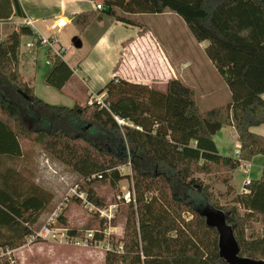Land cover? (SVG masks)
<instances>
[{
	"label": "trees",
	"instance_id": "16d2710c",
	"mask_svg": "<svg viewBox=\"0 0 264 264\" xmlns=\"http://www.w3.org/2000/svg\"><path fill=\"white\" fill-rule=\"evenodd\" d=\"M102 5L108 11L73 16L79 33L101 16L134 26L131 15H177L196 42H208L205 55L229 90L230 102L202 111L194 91L177 79L159 90L114 77L97 93L102 104L92 100L83 106L50 105L34 95L19 72L21 39L36 37L20 25L0 39V157L21 155L14 125L34 133L50 156L83 179L82 190H76L94 206L103 205V200L93 187L107 182L115 188L124 176L119 167L130 169L122 252L106 251L104 264H224L217 233L200 214L204 208L226 213L239 256L264 261V137L250 131L264 124V0H103ZM13 17L24 18L18 0H0V22ZM47 59L44 83L59 91L73 70L62 59L52 60L48 54ZM226 126L237 134L234 158L219 155L212 140ZM256 156L263 157L261 176L249 181L246 192L235 194L229 179L221 180L233 194L230 205L220 206L209 187L195 178L232 173ZM3 184L8 192L0 187V229L13 235L0 242V253L31 239L38 230L29 225L46 204L38 193L14 199L9 193L17 195L15 187L5 176ZM254 218L262 225L261 233L246 236ZM58 220L64 221L62 216ZM103 229L104 221L98 219L93 240H103ZM68 234L82 237L77 230Z\"/></svg>",
	"mask_w": 264,
	"mask_h": 264
},
{
	"label": "rangeland",
	"instance_id": "374dc122",
	"mask_svg": "<svg viewBox=\"0 0 264 264\" xmlns=\"http://www.w3.org/2000/svg\"><path fill=\"white\" fill-rule=\"evenodd\" d=\"M17 22L19 23L20 19L16 17H13L9 21L0 22L1 40L20 26ZM139 22L142 28H149L162 44L169 48L171 52L173 51L177 57H181L183 52L195 48L196 42L188 28L177 15L171 12L142 14ZM131 27H133L130 28L132 33L137 30L136 26ZM67 31L61 38V41L65 43L69 42L71 38ZM71 41L74 42L73 39ZM24 48L25 39H22L20 50L23 51L25 50ZM91 48L93 47L85 46L84 50L79 52V55L81 53L83 55L86 50H91ZM74 58L72 55H68L64 59H67L73 64L76 60ZM46 60L45 47H39L36 50V54L30 55V58H27L25 62L22 61L21 67L19 65V71L24 80L28 81L31 78L30 86L33 87L34 95L39 99L51 105L72 107L76 103L74 99L68 96L70 94L69 87H66L64 91V85L61 90L57 91L44 83L45 76L50 68L45 63ZM26 68H30L28 75L25 73V70H28ZM201 80L200 83L196 82L193 84L195 88L197 87L195 89L196 100L201 110H209L229 101V90L207 58ZM74 82L78 83L79 81L74 79ZM106 83L107 81L105 83L98 82L95 85L97 87L86 83V88H92L93 92H95L96 88L100 90ZM152 85L157 89H162L164 86L156 82H152ZM96 95V93H92V99ZM202 95L207 97L204 102L203 100H199ZM83 98L84 94L80 100L85 101ZM85 104L87 102H79L77 105L83 106ZM13 130L18 135L21 155L19 157H0V187L8 192L3 184V177L5 176L7 183L15 187L17 195L9 193L14 199L21 200L34 193L42 195L46 201L45 207L38 214L35 222L29 226L32 230H39L45 224L52 223L51 226L55 230V237H48L45 240L37 242L27 239L18 248L1 252L0 264H104L103 256L105 255V250L101 247L94 245H88L86 247L75 246L70 243V240L66 242V238L64 239V234H67V236L65 235L67 240L70 239L68 231L71 230H77L83 237L86 231H95L98 229V219H101L99 214L92 210L90 206L79 201L74 195V191L81 193L76 190V187L78 186L82 190L81 184L83 179L62 162L50 156L43 149L42 145L37 142L34 133L21 130L17 125L13 126ZM217 142L220 144L222 150L220 155L232 158L236 140L229 135L228 137L224 136L220 143L218 138ZM256 161L254 162L255 164H257ZM254 169L257 168L254 167ZM119 172L124 176L116 184L115 188L107 182L93 187V192L103 200V205L94 206L90 203L95 208L103 209L112 215L110 225L115 232L112 239L113 243H116V240L117 243H120L119 241L123 237L125 227L124 212L128 204L126 199L127 197L130 199V192L132 191L130 169L122 166L119 167ZM240 172L241 176L237 174L234 176L233 181L232 173L220 171L209 175L196 174L195 178L199 179L204 185H207L213 197L219 202V205L224 207L231 204L233 194L227 193L226 186L221 182L223 178L229 179L228 185L232 187L235 194H241L239 192V184H242V188L245 177L249 176L248 178L254 180L256 176L255 173H249L247 175V172ZM73 198L74 200H72ZM240 213H243V211L240 210ZM60 216L64 220L63 223H57L59 222L58 219ZM25 217L28 216L25 215ZM31 217L33 216L28 218L31 219ZM184 217L189 219L190 215L185 214ZM50 218H53V220ZM258 223L254 224L253 220L250 222L249 227L245 231L246 236L252 235L254 237L261 233L262 225L260 221ZM11 235H13V232L0 229V242Z\"/></svg>",
	"mask_w": 264,
	"mask_h": 264
},
{
	"label": "crops",
	"instance_id": "0c3cea01",
	"mask_svg": "<svg viewBox=\"0 0 264 264\" xmlns=\"http://www.w3.org/2000/svg\"><path fill=\"white\" fill-rule=\"evenodd\" d=\"M102 1L103 0H18L24 17H31L35 20L34 26L36 36H51L54 34V32L50 30V26L53 22L57 18H65L67 20V25L55 32V36L57 39V46L63 49L62 60L73 70L72 76L64 86V91L66 87L70 88V94L68 96L74 99L76 104L79 102H87L89 99H92V93H98L99 88H96V91L94 90L95 92H93L92 88H86V83L97 87L95 85H97L98 82L105 83V81L108 82L110 79L117 77L133 83L153 86L152 82H156L164 85L163 88L159 90H163L170 79H177L193 90L195 98H197L195 92L197 87L195 88L193 84L202 81L201 75L207 58L204 49L207 47L208 42L204 41L198 43L195 41V48H191L189 51L183 52L181 57H177L173 51L171 52L169 48L162 44L149 28H142V25H139V19L142 17V14L129 16L132 20L137 22L136 25H134L137 27V30L133 33L130 30V28L133 27L130 25L116 22L107 16H101L100 19L91 22L84 32L79 33L72 24L73 16L96 12V3H102ZM21 21L22 18L20 22L17 23L20 24ZM66 30H68L67 32L71 37L67 43L61 41ZM22 39H25V44L33 40V38L29 37H23ZM72 39L74 42L71 41ZM85 46H91L93 48L88 51L86 50L83 55L82 53L79 55V52L84 50ZM39 47L45 46L35 45V47L31 48L25 46V50L23 51L19 48L20 67L22 61L25 62L27 58H30V55L36 54V50ZM45 49L47 55V47H45ZM68 55L75 57L74 59L76 60L73 64L67 59H64L67 58ZM45 63L50 67L47 60ZM25 73L28 75L30 73V68L27 71L25 70ZM74 79L79 82H74ZM30 80L31 78H29L28 81H24L30 84ZM81 90L84 94L83 100L85 101L80 100L83 96ZM206 98L205 95H202L199 100H203L204 102ZM261 98L264 100V94L261 95ZM229 102L230 98L228 102L220 106H224ZM196 103L199 106L197 100ZM250 131L264 137V124L250 128ZM229 135L236 140L235 150L232 154V158H234L237 155L239 143L237 134L232 126L221 128V130L213 136L212 140L220 155L222 150L217 139L219 138L220 143L224 136L228 137ZM255 160H257V164L254 163ZM262 166L263 157L261 156L254 157L250 162H243L237 170L232 172V181L237 174L241 176L240 171L247 172V175H249V173H255L256 176L254 180H257L261 176ZM254 167L257 169H254ZM248 177L249 176L245 177V179L251 180ZM241 185L242 184H239V192L243 193L244 187L242 186L241 188ZM253 222L254 224H259L256 219H253Z\"/></svg>",
	"mask_w": 264,
	"mask_h": 264
},
{
	"label": "built area",
	"instance_id": "2783aa9c",
	"mask_svg": "<svg viewBox=\"0 0 264 264\" xmlns=\"http://www.w3.org/2000/svg\"><path fill=\"white\" fill-rule=\"evenodd\" d=\"M104 7L101 2L96 3L95 5V10H103ZM67 20L65 18H57L53 24L50 26V30L54 32L49 37H43V36H36L32 37L33 40H31L29 43H26L25 46L27 48L35 47L36 42H38L39 45L47 47L48 51V56L50 59L55 60V59H62L63 57V49L61 47L57 46V39L55 36V32L61 30L67 25ZM20 25H25L29 27L34 34L35 33V20L32 19L31 17H24L22 18V21ZM47 62L49 60L47 59ZM92 100H95L97 103L102 104V95H96L95 98L89 99L87 101V104H90ZM118 124H122L123 122L117 118H115ZM238 152V151H237ZM249 179H245L243 182V187L244 190L243 192H246L245 187L249 184ZM74 195L79 199V201L83 202L84 204L88 205L91 207L92 210H94L97 214H99V217L103 219L104 221V229L101 231L103 235V240L102 241H95L93 240L94 236V231L88 230L86 233L83 235V237H71L69 236L70 239L67 240V234H64V239L66 238V242L70 240V243L74 244L75 246H88V245H94L96 247H101L103 250L106 251H115L117 253L122 252V245L120 243H117L116 240V245H112V239L115 234L114 229L111 228L110 222L112 220V215L109 214L108 212H105L103 209H97L94 206H92L90 203H88L85 199V195L81 193H77L74 191ZM127 202H129V198L127 197ZM53 220V218H50ZM56 219V218H55ZM55 221V220H54ZM50 222V221H49ZM52 223H47L44 226H42L38 231L34 232L33 236L31 237V240L33 241L36 238H39L41 240H45L48 237H55V230L51 226ZM100 232V231H99ZM66 235V236H65Z\"/></svg>",
	"mask_w": 264,
	"mask_h": 264
},
{
	"label": "water",
	"instance_id": "95a60500",
	"mask_svg": "<svg viewBox=\"0 0 264 264\" xmlns=\"http://www.w3.org/2000/svg\"><path fill=\"white\" fill-rule=\"evenodd\" d=\"M104 11H108V8H104ZM200 214L205 225L217 233L218 256L224 264H264L263 260L239 256V246L234 238L233 228L227 222L226 213L218 209L204 208Z\"/></svg>",
	"mask_w": 264,
	"mask_h": 264
}]
</instances>
